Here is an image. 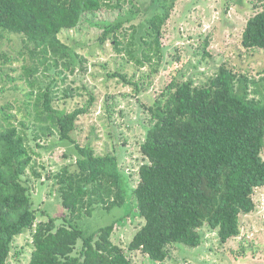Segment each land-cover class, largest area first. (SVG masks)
Returning <instances> with one entry per match:
<instances>
[{
    "label": "trees",
    "instance_id": "obj_1",
    "mask_svg": "<svg viewBox=\"0 0 264 264\" xmlns=\"http://www.w3.org/2000/svg\"><path fill=\"white\" fill-rule=\"evenodd\" d=\"M136 1L145 7L139 8ZM176 2L0 0V39L3 34L21 37L17 55L32 62L23 67L21 77L29 92L9 93L0 105V264H9L15 239L26 231L32 245L27 264H132L129 254L136 252L163 264L172 247H200L205 226L217 233L221 244L240 235L241 218L255 212L254 196L264 189V93L260 99L250 97V84L256 83L248 77L223 64L199 86L173 78L151 105L144 106L149 126L139 148L144 163L135 186L115 155H97L92 146L72 138L78 119L93 106L91 92L87 103L73 111L55 106V80L64 84L66 72L86 74L85 59L60 39L61 34L77 30L85 16L117 13L113 21L94 22L101 30L97 41L102 51L109 44L125 58L122 66L133 63L140 71L148 65V75L134 73L128 79L118 70L108 74L140 95L146 79L158 70L164 28ZM141 17L138 25L132 24ZM240 43L245 50L264 53V8L246 22ZM1 58L3 65L12 62L8 56ZM51 67L58 74L42 88L35 77L41 68L49 72ZM5 76L12 81L7 71L0 73V82ZM71 95V89L64 91V98ZM54 136L71 145L76 157L50 176L65 211L60 220L43 219L46 212L39 217L30 189L41 180L43 165L36 157L47 149L39 141L50 137L55 144ZM129 195L133 216L143 224L126 248L112 240L115 226L126 215L90 235L72 225L96 207H123Z\"/></svg>",
    "mask_w": 264,
    "mask_h": 264
},
{
    "label": "rangeland",
    "instance_id": "obj_2",
    "mask_svg": "<svg viewBox=\"0 0 264 264\" xmlns=\"http://www.w3.org/2000/svg\"><path fill=\"white\" fill-rule=\"evenodd\" d=\"M136 3L139 8L143 6ZM263 8L264 0H177L164 28L162 59L158 70L146 79L140 95H136L120 78L108 77V74L118 70L126 74L128 79L134 73L140 75L147 72L148 75V65L140 71L133 63L122 66L126 59L118 57L109 44L102 51L97 41L101 30L94 22L113 21L117 13L101 11L94 17L85 16L77 30L61 34L60 39L85 59L83 67L86 74L79 76L66 72L64 84L58 80H55L56 85L53 84L59 99L55 106L61 110L73 111L83 106L89 99L88 92L94 97L89 113L77 121L73 140L81 146H92L97 155H115L121 168L129 174L132 186H135L138 183V169L144 163L139 148L149 126V114L144 106L151 105L173 78L191 80L199 86L214 76L224 64L234 73L255 82V85L250 84L254 92L250 97L261 98L264 93V82L261 81L264 78V53L245 50L240 42L246 22ZM127 9L130 7L127 6ZM142 20L143 17L134 19L132 24L138 25ZM3 35V39H0V73L8 71L12 81H7L6 76L1 80L0 105L4 103L3 97L9 93L22 96L29 92L28 84L21 77L23 67L32 66L27 56L23 60L17 55L22 47L21 37ZM3 55L12 62L3 65ZM54 69L51 67L46 72L41 68L37 73L35 79L42 88L52 84V78L58 74ZM7 87H10L8 91ZM14 87L18 90L11 89ZM68 89L72 90V95L64 98V91ZM13 113L18 119L21 118L16 110ZM53 138L57 140L56 145L50 137L39 141L41 146L47 148L39 150L41 156L36 157L37 164L43 165L44 170L40 168L41 180L34 181L30 186L33 209L39 217L41 212H46L43 219H58L64 215L58 186L50 176L61 167L75 162L76 158L71 145L61 143L57 136ZM63 154L70 157L64 158ZM261 156L264 159V150ZM254 201L256 210L241 218V231L237 238L221 244L217 233L205 226L200 231V247H172L170 258L163 264H264V189L256 191ZM124 215L126 218L123 223L115 226L112 240L126 248L143 224L138 216H133L130 195L123 207H115L110 211L96 207L91 215L78 217L72 225L90 235L99 228L119 222ZM31 251V238L26 231L15 239L9 264H27ZM129 256L132 264H156L138 252Z\"/></svg>",
    "mask_w": 264,
    "mask_h": 264
}]
</instances>
